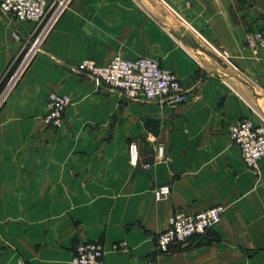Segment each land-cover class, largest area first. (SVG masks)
Masks as SVG:
<instances>
[{"label": "crops", "instance_id": "0c3cea01", "mask_svg": "<svg viewBox=\"0 0 264 264\" xmlns=\"http://www.w3.org/2000/svg\"><path fill=\"white\" fill-rule=\"evenodd\" d=\"M250 1L68 0L9 88L32 24L0 16V264H68L83 241L101 244L105 264H264V158L248 171L227 139L241 118L264 123V65L245 44L264 12ZM190 28L234 69L181 41L211 52ZM113 57L156 61L184 102L126 101L72 70ZM51 92L71 101L57 131L42 122ZM159 185L170 193L154 201ZM214 205L224 213L202 237L155 251L174 210Z\"/></svg>", "mask_w": 264, "mask_h": 264}, {"label": "built area", "instance_id": "2783aa9c", "mask_svg": "<svg viewBox=\"0 0 264 264\" xmlns=\"http://www.w3.org/2000/svg\"><path fill=\"white\" fill-rule=\"evenodd\" d=\"M67 1L0 0V16L11 21L32 24L28 39L20 47L23 50L28 46L27 53L7 88L33 57ZM190 30L220 63L234 69L225 51L214 49L193 29ZM245 44L261 54L264 65V27L249 34ZM72 70L87 77L95 89L106 88L115 91L126 101L157 102L175 107L185 100V93L172 72L161 68L156 61L149 58L122 60L113 57L104 66H97L92 60L85 59L74 65ZM70 102L68 95L54 92L46 94L42 122L47 129L57 131L62 126L64 112ZM227 139L237 148L244 167L250 172H256L258 161L264 158V123H253L248 118H241L228 126ZM155 153L157 160L167 161L160 145L156 146ZM126 155L128 164L136 163L138 153L132 141L126 145ZM146 167L145 165L144 168ZM150 192L154 201H160L168 197L170 188L168 185H159L152 187ZM223 213L222 205H214L195 213L174 210L167 219V227L154 236L155 251L158 254H166L177 245H184L195 237H202L212 225L218 223ZM112 249L115 252H126L122 242L112 245ZM13 264L24 262L17 260ZM68 264H105L101 244L96 241L78 242L73 248Z\"/></svg>", "mask_w": 264, "mask_h": 264}, {"label": "rangeland", "instance_id": "374dc122", "mask_svg": "<svg viewBox=\"0 0 264 264\" xmlns=\"http://www.w3.org/2000/svg\"><path fill=\"white\" fill-rule=\"evenodd\" d=\"M260 2L259 3V6L261 8V10L264 12V0H251L250 2ZM248 36V35H247ZM247 38V37H246ZM246 40V39H245ZM23 44V43H22ZM21 47V46H20ZM27 49H28V46H26V48H24L23 50H21V48L19 49V54H18V58L16 60V62H21L24 58V56L26 55L27 53ZM198 54L202 55V53L198 52ZM204 57V56H203ZM18 64V63H17ZM17 70V69H16ZM16 72V71H15ZM13 84V83H12ZM0 104H1V101H0Z\"/></svg>", "mask_w": 264, "mask_h": 264}, {"label": "water", "instance_id": "95a60500", "mask_svg": "<svg viewBox=\"0 0 264 264\" xmlns=\"http://www.w3.org/2000/svg\"><path fill=\"white\" fill-rule=\"evenodd\" d=\"M180 40L184 41L192 50H198L202 52L203 54L207 55L208 57L215 59L217 61L216 57H214L212 54L205 51L202 47H200L197 43H195L191 39H180Z\"/></svg>", "mask_w": 264, "mask_h": 264}, {"label": "bare ground", "instance_id": "6f19581e", "mask_svg": "<svg viewBox=\"0 0 264 264\" xmlns=\"http://www.w3.org/2000/svg\"><path fill=\"white\" fill-rule=\"evenodd\" d=\"M214 56V55H213ZM215 57V56H214ZM215 60V59H214ZM216 61V60H215ZM220 64H222V63H220ZM225 67H226V65H224Z\"/></svg>", "mask_w": 264, "mask_h": 264}]
</instances>
